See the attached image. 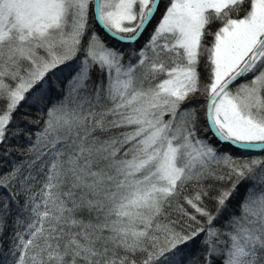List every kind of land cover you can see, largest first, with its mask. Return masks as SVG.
<instances>
[{
  "label": "snow or ice",
  "instance_id": "snow-or-ice-1",
  "mask_svg": "<svg viewBox=\"0 0 264 264\" xmlns=\"http://www.w3.org/2000/svg\"><path fill=\"white\" fill-rule=\"evenodd\" d=\"M255 149L264 0H0V264H264Z\"/></svg>",
  "mask_w": 264,
  "mask_h": 264
},
{
  "label": "trees",
  "instance_id": "trees-1",
  "mask_svg": "<svg viewBox=\"0 0 264 264\" xmlns=\"http://www.w3.org/2000/svg\"><path fill=\"white\" fill-rule=\"evenodd\" d=\"M161 12H163V4H161ZM160 16V13L157 14V19L159 18ZM157 20H154L153 21V25L156 23ZM219 26V22H216L213 24L212 26V30L214 31L217 27ZM151 27L152 26H149V31H151ZM97 31H99V29H96ZM100 32V31H99ZM101 37L110 45V46H114V47H123V49H126L127 51H131V48L132 46L131 45H122V44H118L115 40H112V39H109V37H106L105 35L102 36V34L100 33ZM148 37V32H146L144 34V36L140 39V41L137 42V44L135 45L137 48L140 47L144 41L147 39ZM209 39H211V37H209ZM125 51V52H127ZM201 73H202V84H201V88L203 90V81H204V78L206 77V73L204 71V68H203V64L201 65ZM242 80H240L238 83L242 82ZM237 83V84H238ZM235 87V86H233ZM204 101V97L198 93L197 96L195 97V102H198V103H203ZM186 106V105H185ZM201 124L203 125V116L201 117ZM201 136H204L205 133L203 132V127H201V132H200ZM215 143V141H213ZM12 144H16L17 141L13 140L11 141ZM222 150L224 151H231L233 152L234 155H239L238 152H236L235 149L231 148V146H226V145H223L222 146ZM249 154H253V155H261V156H264V151H252L251 153ZM23 202V197H21V203ZM12 229H11V224H9V228L8 230L5 232V237H7L10 233H11ZM5 247H7V243L5 242ZM199 250V242L197 241L196 244L193 246V253H195L196 251Z\"/></svg>",
  "mask_w": 264,
  "mask_h": 264
},
{
  "label": "rangeland",
  "instance_id": "rangeland-1",
  "mask_svg": "<svg viewBox=\"0 0 264 264\" xmlns=\"http://www.w3.org/2000/svg\"><path fill=\"white\" fill-rule=\"evenodd\" d=\"M160 17V16H159ZM159 19V18H158ZM157 19V20H158ZM157 22V21H156ZM89 23L92 25V27L93 28H95V29H99L96 25H95V22L93 21V20H91L90 19V21H89ZM100 31V30H99ZM100 33L102 34V36H104L105 34L104 33H102L101 31H100ZM106 36V35H105ZM107 37V36H106ZM124 51H127L126 49H124ZM128 52V51H127ZM161 78H163V77H161Z\"/></svg>",
  "mask_w": 264,
  "mask_h": 264
},
{
  "label": "water",
  "instance_id": "water-1",
  "mask_svg": "<svg viewBox=\"0 0 264 264\" xmlns=\"http://www.w3.org/2000/svg\"><path fill=\"white\" fill-rule=\"evenodd\" d=\"M158 14V13H157ZM95 25L99 28V26L95 23ZM99 30H100V28H99ZM101 31V30H100ZM102 33H104L105 34V32L104 31H101ZM106 35V34H105ZM107 37H108V35H106ZM243 78H241V80H242ZM239 81H237V83H238ZM226 146H229V145H226ZM252 151H261L260 149H255V150H252Z\"/></svg>",
  "mask_w": 264,
  "mask_h": 264
}]
</instances>
